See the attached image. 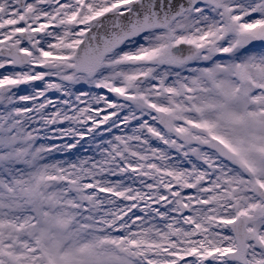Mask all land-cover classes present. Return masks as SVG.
Instances as JSON below:
<instances>
[{
	"label": "snow or ice",
	"instance_id": "obj_1",
	"mask_svg": "<svg viewBox=\"0 0 264 264\" xmlns=\"http://www.w3.org/2000/svg\"><path fill=\"white\" fill-rule=\"evenodd\" d=\"M0 264H264V0H0Z\"/></svg>",
	"mask_w": 264,
	"mask_h": 264
}]
</instances>
